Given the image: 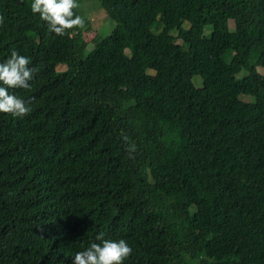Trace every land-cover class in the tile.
<instances>
[{
  "label": "trees",
  "instance_id": "16d2710c",
  "mask_svg": "<svg viewBox=\"0 0 264 264\" xmlns=\"http://www.w3.org/2000/svg\"><path fill=\"white\" fill-rule=\"evenodd\" d=\"M32 2L0 0V63L37 69L9 89L31 113H0V264L101 233L124 264H264V0H99L117 24L90 41Z\"/></svg>",
  "mask_w": 264,
  "mask_h": 264
},
{
  "label": "clouds",
  "instance_id": "9594fccd",
  "mask_svg": "<svg viewBox=\"0 0 264 264\" xmlns=\"http://www.w3.org/2000/svg\"><path fill=\"white\" fill-rule=\"evenodd\" d=\"M77 7V0H33L31 11L47 23L50 32L64 36L70 30L84 26V19L73 11ZM3 22L0 16V25ZM30 63L28 57L16 50L11 51L10 57L0 63V113L21 119L31 113L32 108L24 99L9 92V89L31 87L30 81L37 69L30 67ZM128 151L134 152L135 146L130 145ZM96 240L100 243L93 242L86 250L76 252L72 256V264H124L132 254V248L124 239H104L101 233Z\"/></svg>",
  "mask_w": 264,
  "mask_h": 264
},
{
  "label": "rangeland",
  "instance_id": "374dc122",
  "mask_svg": "<svg viewBox=\"0 0 264 264\" xmlns=\"http://www.w3.org/2000/svg\"><path fill=\"white\" fill-rule=\"evenodd\" d=\"M77 10L79 15L84 19L83 35L86 41H90L95 35L106 36L116 27L117 23L106 15L99 0H83L79 4V7H77ZM228 22L229 29L233 30V20L230 19ZM204 32L205 34L210 32L209 25L204 28ZM91 48L92 45L89 44L86 48L87 53L91 50ZM62 67L63 65H58L56 66V69H60ZM241 74L242 73H240V75ZM193 82L196 87L201 86V78L199 76H194Z\"/></svg>",
  "mask_w": 264,
  "mask_h": 264
}]
</instances>
